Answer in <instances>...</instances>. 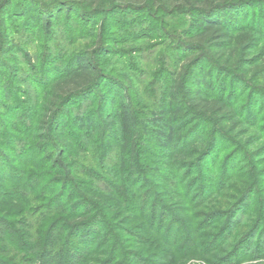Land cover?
<instances>
[{
    "label": "clouds",
    "instance_id": "obj_1",
    "mask_svg": "<svg viewBox=\"0 0 264 264\" xmlns=\"http://www.w3.org/2000/svg\"><path fill=\"white\" fill-rule=\"evenodd\" d=\"M0 264H264V0H0Z\"/></svg>",
    "mask_w": 264,
    "mask_h": 264
}]
</instances>
